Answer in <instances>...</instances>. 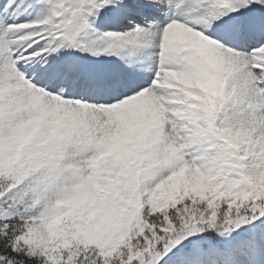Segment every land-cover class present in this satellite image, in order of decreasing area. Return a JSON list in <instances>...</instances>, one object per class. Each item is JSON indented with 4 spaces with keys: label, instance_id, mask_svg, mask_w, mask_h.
<instances>
[{
    "label": "snow or ice",
    "instance_id": "snow-or-ice-1",
    "mask_svg": "<svg viewBox=\"0 0 264 264\" xmlns=\"http://www.w3.org/2000/svg\"><path fill=\"white\" fill-rule=\"evenodd\" d=\"M0 264H264V0H0Z\"/></svg>",
    "mask_w": 264,
    "mask_h": 264
}]
</instances>
